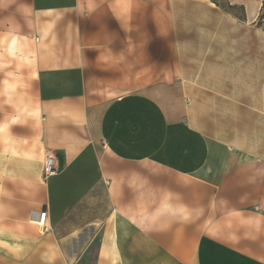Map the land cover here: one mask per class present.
<instances>
[{
    "label": "crops",
    "instance_id": "1",
    "mask_svg": "<svg viewBox=\"0 0 264 264\" xmlns=\"http://www.w3.org/2000/svg\"><path fill=\"white\" fill-rule=\"evenodd\" d=\"M263 2L0 0V264H264Z\"/></svg>",
    "mask_w": 264,
    "mask_h": 264
},
{
    "label": "built area",
    "instance_id": "2",
    "mask_svg": "<svg viewBox=\"0 0 264 264\" xmlns=\"http://www.w3.org/2000/svg\"><path fill=\"white\" fill-rule=\"evenodd\" d=\"M43 172L45 175L53 174L56 172L54 156L50 151H47L44 155ZM34 221L38 226L45 227L47 221V210L42 209L38 211Z\"/></svg>",
    "mask_w": 264,
    "mask_h": 264
},
{
    "label": "rangeland",
    "instance_id": "3",
    "mask_svg": "<svg viewBox=\"0 0 264 264\" xmlns=\"http://www.w3.org/2000/svg\"><path fill=\"white\" fill-rule=\"evenodd\" d=\"M217 3H220V4H224L226 2V0H215ZM264 1V0H263ZM235 13L236 14H240L241 11L236 9L235 10ZM257 20L259 21V24H262L264 23V2L262 3V10L260 12V15L259 17L257 18Z\"/></svg>",
    "mask_w": 264,
    "mask_h": 264
}]
</instances>
